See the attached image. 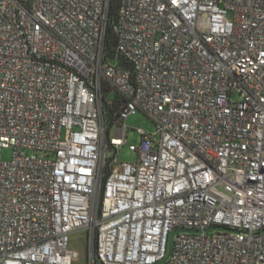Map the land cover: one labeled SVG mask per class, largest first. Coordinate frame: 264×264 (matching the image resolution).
<instances>
[{
    "label": "built area",
    "instance_id": "built-area-1",
    "mask_svg": "<svg viewBox=\"0 0 264 264\" xmlns=\"http://www.w3.org/2000/svg\"><path fill=\"white\" fill-rule=\"evenodd\" d=\"M115 1L0 0V264H264V0Z\"/></svg>",
    "mask_w": 264,
    "mask_h": 264
},
{
    "label": "rangeland",
    "instance_id": "rangeland-1",
    "mask_svg": "<svg viewBox=\"0 0 264 264\" xmlns=\"http://www.w3.org/2000/svg\"><path fill=\"white\" fill-rule=\"evenodd\" d=\"M108 98L110 101H112L115 98V94L111 92ZM104 120L106 122V126H108V121L110 120L106 108H104ZM124 125L127 127L126 143L117 148L115 158L117 162H134L136 161L137 154L136 152L130 150L128 145L139 144L141 135L138 131H136V129L141 128L146 133H152L155 130V125L153 121H151L141 112H136L129 115L124 120ZM110 135H114V130L111 131ZM106 152L108 158H111L114 155L113 149H107ZM22 153L29 155L32 152L30 150H24ZM0 155L2 160L9 161L13 156V150L10 147L2 148ZM212 190L220 195H225L223 190L218 186L212 187ZM68 248L77 252L78 258L75 260V262L83 264L86 252V233L84 230H75L69 234Z\"/></svg>",
    "mask_w": 264,
    "mask_h": 264
},
{
    "label": "trees",
    "instance_id": "trees-1",
    "mask_svg": "<svg viewBox=\"0 0 264 264\" xmlns=\"http://www.w3.org/2000/svg\"><path fill=\"white\" fill-rule=\"evenodd\" d=\"M115 15H116V1L111 0L110 7H109V18L110 19H109V23L107 26V32H106V55L110 59L112 58V55L114 52V46L116 44V34L113 30V24H112V21L114 20ZM123 65L128 66V63L123 62ZM103 91H104V103H105L104 108H106L108 111L109 120H110L108 121V125H109L112 121L117 120V115L116 113H114V111L116 110L118 104L115 103V101L113 104H109L107 102V95L110 94L111 92L115 94V97H117V95L113 90L107 87H104ZM107 159L109 162L112 159V157L111 158L107 157Z\"/></svg>",
    "mask_w": 264,
    "mask_h": 264
}]
</instances>
